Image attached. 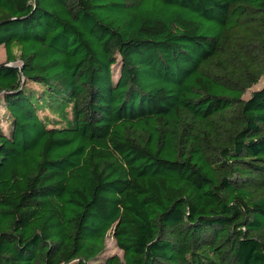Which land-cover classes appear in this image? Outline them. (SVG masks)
Wrapping results in <instances>:
<instances>
[{
	"label": "trees",
	"instance_id": "obj_1",
	"mask_svg": "<svg viewBox=\"0 0 264 264\" xmlns=\"http://www.w3.org/2000/svg\"><path fill=\"white\" fill-rule=\"evenodd\" d=\"M0 46V264H264V0H0Z\"/></svg>",
	"mask_w": 264,
	"mask_h": 264
},
{
	"label": "rangeland",
	"instance_id": "obj_2",
	"mask_svg": "<svg viewBox=\"0 0 264 264\" xmlns=\"http://www.w3.org/2000/svg\"><path fill=\"white\" fill-rule=\"evenodd\" d=\"M1 63H6V52L3 46H0V64ZM262 86H264V79L257 87H255V89L260 88ZM107 245H108V250L106 253L107 256L116 255V254L122 256V251L117 247L116 242L113 239L111 238L108 239Z\"/></svg>",
	"mask_w": 264,
	"mask_h": 264
},
{
	"label": "water",
	"instance_id": "obj_3",
	"mask_svg": "<svg viewBox=\"0 0 264 264\" xmlns=\"http://www.w3.org/2000/svg\"><path fill=\"white\" fill-rule=\"evenodd\" d=\"M6 65H8V63H1V64H0V67H1V66H6ZM21 70H22V66H21Z\"/></svg>",
	"mask_w": 264,
	"mask_h": 264
}]
</instances>
